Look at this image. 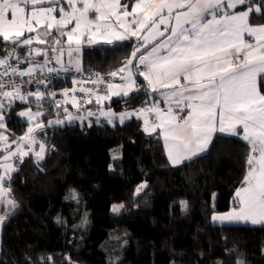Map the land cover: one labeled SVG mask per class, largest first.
Returning <instances> with one entry per match:
<instances>
[{
  "label": "trees",
  "instance_id": "1",
  "mask_svg": "<svg viewBox=\"0 0 264 264\" xmlns=\"http://www.w3.org/2000/svg\"><path fill=\"white\" fill-rule=\"evenodd\" d=\"M250 4L261 7L250 21L264 24V3ZM134 44L129 39L83 45L71 58L65 42L57 47L65 64L79 60L80 71L90 75L117 70ZM29 47L0 39V55L14 49L26 66ZM143 82L138 77V91L110 105L148 108L156 97ZM16 100L0 129L9 141L28 125L19 113L29 104ZM46 117L37 132L45 158L37 163L34 153L26 156L5 182L16 206H2L7 219L0 264H264V225L212 219L239 205L236 191L251 153L240 135L218 132L206 152L173 165L159 131L146 132L136 114L122 124L96 114L49 125L55 115ZM141 184L147 187L137 194ZM114 205H122L119 212L112 211Z\"/></svg>",
  "mask_w": 264,
  "mask_h": 264
},
{
  "label": "snow or ice",
  "instance_id": "2",
  "mask_svg": "<svg viewBox=\"0 0 264 264\" xmlns=\"http://www.w3.org/2000/svg\"><path fill=\"white\" fill-rule=\"evenodd\" d=\"M261 2L264 3V0ZM45 4L51 6L45 7ZM66 4L70 9L68 11L61 0H0V39L17 47L31 46L32 37L22 38L25 33L35 32L38 43L51 42L60 46L62 39L67 37L68 55L71 58L73 52H80L85 33L88 34V44L99 42L97 37H102L109 44L137 37L140 44L132 57L124 62L123 67L110 73L113 77L126 73L121 77L125 83L108 84L107 89L112 95L124 96L138 91L131 66L139 54V65L146 69L139 74L144 76L153 92L166 90L160 94L169 106L166 109L153 106L141 108L137 113L126 112L119 116L120 121L133 114L143 115L146 132L161 129L164 146L173 165L206 152L215 133L237 134V128H242V138L250 144L251 153L247 158L249 170L243 186L236 191L240 207L214 215L212 219L230 223H264V94L260 91L264 87V79L258 83V76L264 75V26L252 27L248 23L252 13H261V7L251 5L250 0H136L131 11H128L129 5L121 3V0H66ZM238 5L244 6V10L229 11L237 9ZM29 8L31 11L27 12ZM57 11L59 18L55 15ZM90 14L95 19H90ZM207 16H211V19H207ZM129 17L132 19L129 20ZM161 25L164 26L163 30ZM53 32L57 35L53 36ZM244 33L255 37V46L242 40ZM141 48L144 53H141ZM50 51L59 53L55 60L61 64L63 48L52 47ZM33 53L36 56L42 54L40 49L29 47L28 56ZM241 54L242 59L239 58ZM43 55L47 57V52ZM13 57L19 65L21 61L14 49L0 57V68L4 69L0 72V78L9 75L32 77L38 71L44 72L48 63L47 59L40 65L28 61L31 66L20 70L10 63ZM69 62H72L71 59ZM75 67L79 72V60L75 62ZM62 70L67 71L66 68ZM57 71L56 68H47L48 73ZM102 82L101 78L91 81L94 85ZM26 83L46 87L45 80L29 79ZM4 89L5 83L0 80V129L5 127L2 114L4 100L10 105L15 99L23 101L28 96H34L37 101L45 97V93L40 91L24 95L21 86L15 83H12V90ZM79 91L93 95L90 88L80 87ZM48 95L54 99L56 93ZM63 95L67 96L68 91L65 90ZM108 98L97 96V103ZM55 103L59 109L60 102ZM72 103L79 107L75 99ZM185 109L186 116L178 115ZM64 111L69 122L76 119L68 114L67 109ZM148 113H155L158 122L150 125ZM19 115L34 121L43 113H33L28 109ZM88 115L93 113L89 111ZM101 115L111 122L114 113L101 111ZM63 122L57 119L48 123L58 125ZM44 127L39 122L30 126L23 136L11 141L16 146L14 150L9 137L0 132V144L7 153L0 157V168L4 170V175H0V200L11 192L10 187H3L5 178L10 180V174L18 171L10 161L18 159L22 164L24 157L33 153L37 163L45 158L46 145L36 138L37 130ZM37 145L39 150L35 151ZM145 187L146 184H141L136 193L139 194ZM7 203L16 206L13 200L9 199ZM121 207L114 205L112 211L119 212ZM5 218L0 216V223Z\"/></svg>",
  "mask_w": 264,
  "mask_h": 264
},
{
  "label": "rangeland",
  "instance_id": "3",
  "mask_svg": "<svg viewBox=\"0 0 264 264\" xmlns=\"http://www.w3.org/2000/svg\"><path fill=\"white\" fill-rule=\"evenodd\" d=\"M62 2H64L63 0L61 1V4L65 7V5L62 3ZM65 2H66V0H65ZM64 2V3H65ZM45 7H48V6H51V5H48V4H45L44 5ZM78 6H80V5H78ZM242 10H244V7H241V6H237V9H230L229 11L230 12H233V11H242ZM27 12H30L31 11V9L29 8V9H27L26 10ZM58 12V11H57ZM55 13V15L57 16V17H59V15H58V13ZM90 16H91V14H90ZM92 18V17H91ZM248 23H249V25L250 26H252V27H257V26H261V25H263V24H261V25H259V24H254V23H252L251 21H250V18H249V20H248ZM74 26V24L73 25H71V26H69V29L68 30H70V28L71 27H73ZM37 27H39V26H37ZM41 34H42V30H41ZM57 35V33H55V32H53V36H56ZM86 35H88L87 33H85V36ZM243 35H245V34H243ZM35 36H36V33L35 32H33V33H25V36L22 38V39H26V38H29V37H32L33 38V44L30 46L31 47V49H33V50H35V49H40L41 50V55H39V56H36L34 53H33V55L32 56H30L29 58H28V60L29 61H34L37 65H40V64H44L45 63V60L47 59L48 60V63H47V67L45 68V69H47V68H50L51 66L53 67H56V68H66V69H74V70H76V67H75V63H70V66L68 65V62H67V64H65V62L64 61H62L61 60V64H57L56 63V60H55V57H52L51 55H50V49L52 48V47H57L56 45H53L51 42H49L48 44H40V43H38L36 40H35ZM84 36V37H85ZM84 39V38H83ZM66 40H67V37H64L63 39H62V41L63 42H65V44H66ZM242 40H244V37L242 36ZM85 44V39H84V42L81 44V46H83ZM142 50V49H141ZM148 50H150V48L148 49ZM44 52H47V57H45V55H43V53ZM146 54V53H145ZM0 57H3V56H1L0 55ZM13 60H15L16 61V59L15 58H13ZM14 61V62H15ZM21 62L20 63H24L22 60H20ZM70 61V60H69ZM71 61H73V60H71ZM234 62H235V60H234ZM19 63V64H20ZM135 65L138 67V71H136L135 72V78H134V80L136 79L137 80V82H138V77L139 78H141V77H144V76H142V75H140L139 73L140 72H145V71H142L141 70V68H142V66L141 65H139V60L137 59V62L135 63V62H133V65L131 66V68L134 70V67H135ZM144 67V66H143ZM131 69V70H132ZM39 72V71H38ZM112 72H114V71H112ZM112 72H109L108 74H109V76L111 77V79H112V82L114 81V79H113V76H111L110 75V73H112ZM111 82V83H112ZM110 83V84H111ZM150 88V87H149ZM151 89V88H150ZM109 93V91H107L106 93H104V95H106V94H108ZM103 96V95H102ZM84 98H81L80 100H78V99H75L76 101H80L81 102V104L82 103H89V102H87V101H91V98H85L84 100H83ZM17 100H19L20 101V99H17ZM16 100V101H17ZM5 101H7V100H5ZM30 102H28L27 104H29L26 108H24V109H21V111L20 112H22V111H26V110H28V109H31V110H33V111H39V112H41V113H43V115H41V116H39V117H37L34 121H26L27 120V117L25 118V122H27L28 123V125H27V127H26V131H27V129L30 127V126H33L35 123H37V122H39V123H42V124H44V126L46 125V123H45V121H46V119L45 118H47L46 117V115H50V114H53V115H55V117L54 118H51L49 121H55V120H57V119H60V120H62V121H64L62 124H64V123H66V122H69L67 119H66V117L68 116L67 114H65V113H63V110H64V105H63V103H61L60 105H61V107L58 109L57 107H55V108H52L51 106H48V107H46V106H44V105H42V104H40V102H38V101H33V99H31V100H29ZM72 101H73V99L72 100H70V101H67V102H69V103H67V104H72V107H74V108H76L75 106H73V103H72ZM23 102H25V101H23ZM71 102V103H70ZM92 102H94V103H97V100H95V101H92ZM78 103V102H77ZM13 104H14V102H12L11 104H10V106H13ZM26 104V103H25ZM83 105V104H82ZM82 107V106H81ZM81 107L80 108H78V109H69L68 110V114H73V115H76L77 117H79V116H81L82 115V111H81ZM142 107H139V108H136V109H133V108H128V109H122V110H116L115 109V107L113 106V105H110V106H106L105 105V103H103L102 104V106L100 107V109L98 110V114H97V117H99V118H104V119H106L109 123H111V124H116V123H124V122H126L128 119H130V118H132V115L131 116H128V117H126L125 119H124V121L123 122H121L120 121V119H119V116L121 115V114H123V113H137L138 112V110L139 109H141ZM148 108H151V107H148ZM4 110H8V108H6V106L4 107V109L2 110V114L4 115V117H6V115L9 113H6L7 111H5L4 112ZM101 111H105V112H107V111H111L112 113H114V116L111 118V122L109 121V118L108 117H106V116H102L101 115ZM65 114V115H64ZM137 115V114H136ZM148 115V120H150L151 119V117H150V115H152V113L150 114V113H148L147 114ZM138 116V115H137ZM140 117H142L143 119H144V116L143 115H139ZM45 128V127H44ZM44 128H42V129H44ZM42 129H39L38 131H40V130H42ZM26 131L24 132V134L26 133ZM37 131V132H38ZM3 134H4V132H3ZM23 134V135H24ZM5 135H7V134H5ZM23 135H21V136H23ZM8 136V135H7ZM36 138H37V140L38 141H41V139H40V136L36 133ZM9 143L11 144V141H9ZM15 145L14 144H11V148L14 150L15 149ZM0 150H4V148H3V145L2 144H0ZM25 150H27V147L25 146ZM39 149H38V145L35 147V151H38ZM208 150V149H207ZM202 153H204V152H202ZM202 153H200V154H202ZM7 153L4 151V153H3V156L4 155H6ZM199 154V155H200ZM25 158V157H24ZM11 163H13L14 165H15V167L16 168H18L19 167V165H20V162H19V160L18 159H13V161H10ZM2 168H0V170H1ZM3 170V169H2ZM12 174H13V172L10 174V176H12ZM1 175H4V170L2 171V174ZM8 178L6 177L5 178V180H4V183H3V187H5V188H8L7 187V185L5 184V182H6V180H7ZM11 200V198H10V196H9V194H8V196L7 197H5L3 200H0V216H4V211H2V206L3 205H5V208H6V211H8V209H9V207H11V205H9L8 203H7V200ZM240 205H236V208L237 207H239ZM2 211V212H1ZM223 214V213H222ZM4 217H6V216H4ZM6 219L7 218H5L4 219V221L2 222V223H0V244H1V235H2V228H3V225L5 224V222H6ZM216 222V221H215ZM220 222V221H219ZM258 224H260V225H264V223H258Z\"/></svg>",
  "mask_w": 264,
  "mask_h": 264
},
{
  "label": "built area",
  "instance_id": "4",
  "mask_svg": "<svg viewBox=\"0 0 264 264\" xmlns=\"http://www.w3.org/2000/svg\"><path fill=\"white\" fill-rule=\"evenodd\" d=\"M235 60V57H233ZM240 59L243 58L242 54L239 57ZM11 59L10 63L14 66L20 69V70H26L31 65L26 66L24 63H20L17 65V62ZM50 68H56V67H50ZM144 68V67H142ZM58 71L53 73H48L47 69L44 70V72H37L32 77H19V76H13L9 75L6 77L0 78L5 83V89L4 90H12V83H15L16 85L21 86L22 94L27 95L28 93H35L37 91L44 92L45 97L40 104L45 105L46 107L51 106L52 108L56 107L55 101H59L60 104L63 103L67 104L72 99H78L81 98H91V101H95V98L97 96H102L104 93L108 91L107 85L112 82L111 77L108 73H94L90 75H86L82 73L81 71H76L74 69H67V71L62 70V68H56ZM4 69L0 68V72H2ZM98 78L102 79V83H99L98 85H94L91 83L92 80H97ZM29 79L33 81L38 80H45L46 81V87L44 85H39L37 83H26ZM74 81H80L81 83H74ZM80 87L84 88H90L93 89V95L89 96L88 94L79 91ZM75 89V91H73ZM65 90L68 91V95L65 96L63 93ZM56 93L55 98H51L48 94L49 93ZM33 99V101H37L34 96H28L26 100H23L25 102H30L29 100ZM83 99V100H84ZM6 108L10 109L11 106L8 104V101H5ZM8 111V110H4Z\"/></svg>",
  "mask_w": 264,
  "mask_h": 264
},
{
  "label": "crops",
  "instance_id": "5",
  "mask_svg": "<svg viewBox=\"0 0 264 264\" xmlns=\"http://www.w3.org/2000/svg\"><path fill=\"white\" fill-rule=\"evenodd\" d=\"M62 1V0H61ZM64 2H65V0H63ZM64 2H62L64 5H65V9H66V11H68V10H70V9H68V7H67V4H66V2L64 3ZM135 2H136V0H129L128 1V3H124V1L123 0H121V3H123V4H127V5H129V7H128V11H131V7H132V5H134L135 4ZM175 11V10H174ZM58 13V15L60 14L59 12H57ZM92 17V18H91ZM57 18H59V17H57ZM90 19H95V16L94 15H91L90 16ZM132 18L131 17H129V20H131ZM207 19H211V16H207ZM173 23H174V21H173ZM261 25V24H260ZM261 26H264V24L263 25H261ZM258 27V26H257ZM163 28H164V26L163 25H161V30H163ZM245 35H243V37H244V42L245 43H248V44H252L253 46H255V37H253V36H250L248 33H244ZM84 39H85V44L84 45H93V44H95V43H93V44H88L87 43V35L84 37ZM97 39H98V41L100 42V41H104V39L102 38V37H97ZM129 39H132V40H134V45H135V48H133V50H132V52H131V55L128 57V59L129 58H131L132 57V53H133V51L139 46V44H140V41L137 39V37H130V38H128V39H125V40H129ZM157 39H159V38H157ZM124 41V40H123ZM115 42H120V41H115ZM98 43V42H97ZM155 43V41L153 42V44ZM149 48H151V46H149ZM142 50H141V53H144V49L143 48H141ZM138 56H139V54L137 55V58H135V59H133V62H137V59H138ZM124 66V64L121 66V67H123ZM121 67H119L118 69H120ZM143 67V66H142ZM133 68V67H132ZM131 68V69H132ZM117 69V70H118ZM117 70H115V71H117ZM141 70L142 71H145L146 69H145V67L144 68H141ZM132 71V73H133V78H135L134 76H135V72L136 71H138V67L135 65V67H134V70L132 69L131 70ZM123 75H126V73H121V74H119V75H117V76H115V77H113V79H114V81L111 83V84H113V85H123L125 82L121 79V77L123 76ZM259 78H260V76H258V83H259ZM142 79H144V82L142 83V86L148 91V92H150V95L151 96H153V97H156V99H154L152 102H151V104H149L148 106L149 107H153V106H159L161 109H166L169 105L167 104V103H165V101H164V98H163V96H161V94H160V92L161 91H166V90H159V91H156V92H153L150 88H149V86H148V82H147V80H145V78L144 77H142ZM182 83H184L183 81H182ZM187 86V85H186ZM141 86L137 83V80L135 79V88L136 89H138V88H140ZM104 96H108L109 98L108 99H104V100H101L99 103H96L95 105H91V103H93V102H90V103H82L81 104V102L80 101H77L78 102V105H79V107H76V108H74V107H72V104H69L68 106H65L64 107V109H67V112H68V110L69 109H78V108H80L81 106V111H82V115L81 116H79V117H77L76 115H73V114H71L73 117H76V119H90L91 117H94V116H96V114H98L97 112H98V110L100 109V107L102 106V104L103 103H105V105L106 106H110V103L113 101V100H115V99H119V98H122V97H126V96H124V95H112L110 92L108 93V94H106V95H104ZM97 100V99H96ZM71 103V102H70ZM89 111L90 112H92L93 113V115H91V116H89L88 115V113H89ZM174 111H175V109H174ZM32 112L33 113H35V112H37V111H33L32 110ZM63 113H65V111L63 110ZM133 113V112H132ZM66 114V113H65ZM64 114V115H65ZM134 115V114H133ZM132 115V116H133ZM178 115H180V116H186L187 115V109H185L183 112H181V113H178ZM139 116V115H138ZM151 117V119L149 120V124L151 125L153 122H158L157 121V117H156V115H155V113H152V115L150 116ZM23 118V120H25V118L24 117H22ZM142 120H143V122H144V119L142 118V117H140ZM66 119L68 120V116L66 117ZM74 120V119H73ZM27 122L29 121L28 120V118H27V120H26ZM72 121V120H71ZM30 122V121H29ZM156 131H159V133H160V135H161V137H162V140H163V143H164V139H163V135H162V132H161V129H159V128H157L156 129ZM218 133V132H217ZM4 134H6L5 132H4ZM216 134V133H215ZM215 134H214V136H215ZM227 134V133H226ZM235 135H240L241 137H243V131H242V128H240V127H238L237 128V134H235ZM214 136H213V138H214ZM213 140V139H212ZM167 152V151H166ZM2 169L0 170V175L2 174ZM238 201V200H237ZM240 207V206H239ZM239 207H237L236 208V206H234L233 208H236V209H238ZM232 208V209H233ZM232 209H230L228 212H230ZM228 212H226V213H228ZM224 214V213H223ZM217 222H219V221H217ZM219 223H229V222H219ZM231 223H243V224H253V223H251V221H248V222H231ZM258 224V223H257Z\"/></svg>",
  "mask_w": 264,
  "mask_h": 264
},
{
  "label": "water",
  "instance_id": "6",
  "mask_svg": "<svg viewBox=\"0 0 264 264\" xmlns=\"http://www.w3.org/2000/svg\"><path fill=\"white\" fill-rule=\"evenodd\" d=\"M100 42H103V41H100ZM44 125V124H43ZM38 131V130H37Z\"/></svg>",
  "mask_w": 264,
  "mask_h": 264
}]
</instances>
